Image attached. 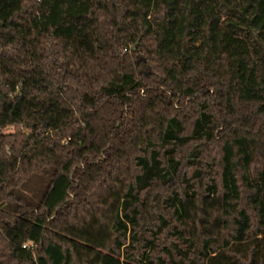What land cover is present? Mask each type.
I'll return each mask as SVG.
<instances>
[{
	"label": "trees",
	"instance_id": "1",
	"mask_svg": "<svg viewBox=\"0 0 264 264\" xmlns=\"http://www.w3.org/2000/svg\"><path fill=\"white\" fill-rule=\"evenodd\" d=\"M0 264H264V0H0Z\"/></svg>",
	"mask_w": 264,
	"mask_h": 264
},
{
	"label": "rangeland",
	"instance_id": "2",
	"mask_svg": "<svg viewBox=\"0 0 264 264\" xmlns=\"http://www.w3.org/2000/svg\"><path fill=\"white\" fill-rule=\"evenodd\" d=\"M15 129V126H9L5 128L4 131L8 133L15 131ZM46 184L47 181L44 178H35L26 184V186L23 188V191L25 194L31 197H36L37 194H39V192L45 188Z\"/></svg>",
	"mask_w": 264,
	"mask_h": 264
},
{
	"label": "built area",
	"instance_id": "3",
	"mask_svg": "<svg viewBox=\"0 0 264 264\" xmlns=\"http://www.w3.org/2000/svg\"><path fill=\"white\" fill-rule=\"evenodd\" d=\"M26 246V245H25Z\"/></svg>",
	"mask_w": 264,
	"mask_h": 264
}]
</instances>
